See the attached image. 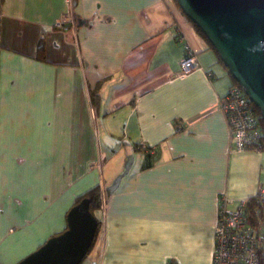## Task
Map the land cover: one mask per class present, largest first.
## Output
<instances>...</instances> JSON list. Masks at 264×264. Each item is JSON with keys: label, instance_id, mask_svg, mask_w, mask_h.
<instances>
[{"label": "crops", "instance_id": "crops-1", "mask_svg": "<svg viewBox=\"0 0 264 264\" xmlns=\"http://www.w3.org/2000/svg\"><path fill=\"white\" fill-rule=\"evenodd\" d=\"M70 10L74 25L49 28ZM180 36L201 67L185 78ZM231 83L175 0H3L0 264L64 231L97 185L79 264H211L219 194L250 198L264 178V148H230Z\"/></svg>", "mask_w": 264, "mask_h": 264}, {"label": "water", "instance_id": "water-1", "mask_svg": "<svg viewBox=\"0 0 264 264\" xmlns=\"http://www.w3.org/2000/svg\"><path fill=\"white\" fill-rule=\"evenodd\" d=\"M183 14L218 53L228 75L242 87L264 121V0H176ZM96 221L82 199L66 214V229L16 264H79ZM264 264V247L261 253Z\"/></svg>", "mask_w": 264, "mask_h": 264}, {"label": "built area", "instance_id": "built-area-1", "mask_svg": "<svg viewBox=\"0 0 264 264\" xmlns=\"http://www.w3.org/2000/svg\"><path fill=\"white\" fill-rule=\"evenodd\" d=\"M72 6L73 0H67ZM75 24L72 10L57 18L50 29L64 30V24ZM183 41V54L179 59L177 77L185 78L201 68L196 53ZM211 76V74H208ZM219 107L224 113L230 130L231 150L261 151L264 148V131L259 115L248 100L242 87L231 83L226 93L219 99ZM99 163L104 162L100 155ZM100 209L105 210L107 197L104 188L100 192ZM211 264H261L264 247V178L258 184L255 194L247 199H232L224 192L217 201V216L213 234Z\"/></svg>", "mask_w": 264, "mask_h": 264}, {"label": "trees", "instance_id": "trees-1", "mask_svg": "<svg viewBox=\"0 0 264 264\" xmlns=\"http://www.w3.org/2000/svg\"><path fill=\"white\" fill-rule=\"evenodd\" d=\"M3 0H0V6H1V3H2ZM176 2V0H175ZM177 3V2H176ZM193 24V23H192ZM193 26L195 27V29L199 32V34L207 41V39L205 38V36L201 33V31L196 27V25L193 24ZM208 42V41H207ZM209 44V47L211 48V50L215 53L216 55V58H217V61L221 64V66L224 68L222 62L220 61L219 59V56H218V53L213 49V47L210 45V43L208 42ZM41 46L40 44L38 45V49L40 50ZM228 74V73H227ZM230 77V76H229ZM231 78V77H230ZM232 83H236L232 78ZM254 107V110L255 112L259 115V112L257 110V108L255 106ZM259 122H260V125H261V129L264 131V121L259 117ZM263 143H264V136H263ZM150 165L149 164H146L145 166H148ZM100 192H101V188L100 186H94L92 188H90L89 190L85 191L82 195L76 197L75 201H74V204H77L78 202H80L82 199H87L88 200V209H89V212L91 214V216L95 219L96 221V229H95V233H94V236H93V239H92V243L89 247V250L88 252L91 250V248L93 247V244L95 242V239H96V236H97V233H98V230H99V227H100V224H101V218H100ZM66 229V228H65ZM64 229V230H65ZM60 234V233H58ZM58 234H55L51 237H54V236H57ZM50 237V238H51ZM87 252V253H88ZM262 264V263H261Z\"/></svg>", "mask_w": 264, "mask_h": 264}, {"label": "rangeland", "instance_id": "rangeland-1", "mask_svg": "<svg viewBox=\"0 0 264 264\" xmlns=\"http://www.w3.org/2000/svg\"><path fill=\"white\" fill-rule=\"evenodd\" d=\"M101 189H103L102 187H100ZM100 205H101V200H100ZM100 215H101V209H100Z\"/></svg>", "mask_w": 264, "mask_h": 264}]
</instances>
